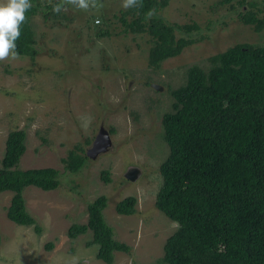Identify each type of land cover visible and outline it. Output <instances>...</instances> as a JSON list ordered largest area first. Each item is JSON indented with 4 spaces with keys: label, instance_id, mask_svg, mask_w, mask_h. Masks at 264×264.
Listing matches in <instances>:
<instances>
[{
    "label": "rangeland",
    "instance_id": "obj_1",
    "mask_svg": "<svg viewBox=\"0 0 264 264\" xmlns=\"http://www.w3.org/2000/svg\"><path fill=\"white\" fill-rule=\"evenodd\" d=\"M244 1L232 0L230 8L219 0H169L158 12L161 17L198 24L199 32L191 36L201 38L157 68L147 63L151 38L122 30L120 13L128 10L121 0H96L86 11L66 4L60 16L47 20L32 16L38 53L33 60L19 55L0 61V158L7 132L22 129L19 166L54 167L60 182L52 190L23 189L39 232L6 218L11 193L0 192V264H165L162 244L176 223L154 206V195L158 165L167 154L160 118L170 108L168 90L183 82L188 66L206 70L208 56L234 43L264 44V27L256 30L237 16L248 7ZM99 29L109 33L99 35ZM100 126L107 133L112 129L110 144L87 157L78 171L65 170L60 159L73 145L85 152ZM103 170L107 182L100 177ZM98 195L106 198L102 215L113 238L129 246L128 252H114L110 263L95 257L89 231L73 239L66 235L71 223L86 221V204ZM128 195L135 197L134 213L117 214L114 203Z\"/></svg>",
    "mask_w": 264,
    "mask_h": 264
},
{
    "label": "trees",
    "instance_id": "obj_2",
    "mask_svg": "<svg viewBox=\"0 0 264 264\" xmlns=\"http://www.w3.org/2000/svg\"><path fill=\"white\" fill-rule=\"evenodd\" d=\"M169 0H141L140 7L120 13L123 31L147 34L151 46L147 63L157 68L168 57L201 38L198 24L169 22L159 10ZM231 8L232 0H219ZM61 0L40 3L31 0L16 41L19 55L33 60L38 53L31 18L45 20ZM237 16L254 29L264 27V0L242 2ZM260 7L263 11L260 12ZM155 15L147 17L149 10ZM128 15V17H126ZM101 23H106L103 16ZM108 29L97 31L106 35ZM208 68L185 69L184 80L168 90L169 110L160 118L161 137L167 154L158 165L160 185L154 206L176 223L162 244L165 264H264V44L237 42L207 58ZM112 129H108V133ZM25 132L9 130L0 158V192L11 193L5 216L18 225L39 227L25 205L23 189H55L59 171L54 167L21 168ZM87 156L73 145L60 159L68 172L78 171ZM109 180L106 170L100 172ZM106 198L98 195L86 204L84 223H71L66 235L73 239L90 232L88 244H96L95 257L110 263L114 252H128L129 246L113 238V230L102 215ZM135 197L128 195L114 203L117 214L134 213ZM51 242L46 243L50 248Z\"/></svg>",
    "mask_w": 264,
    "mask_h": 264
},
{
    "label": "clouds",
    "instance_id": "obj_3",
    "mask_svg": "<svg viewBox=\"0 0 264 264\" xmlns=\"http://www.w3.org/2000/svg\"><path fill=\"white\" fill-rule=\"evenodd\" d=\"M66 4L86 11L95 7L96 0H61L53 7V12H61ZM140 6L141 0H121V7L125 10ZM31 7V0H0V61L19 59L16 41L21 36V25L26 21V12ZM155 14V9H151L147 17Z\"/></svg>",
    "mask_w": 264,
    "mask_h": 264
},
{
    "label": "water",
    "instance_id": "obj_4",
    "mask_svg": "<svg viewBox=\"0 0 264 264\" xmlns=\"http://www.w3.org/2000/svg\"><path fill=\"white\" fill-rule=\"evenodd\" d=\"M151 86L157 90L161 89V87L156 84H151ZM109 144L110 139L108 133L102 126H100L92 139L91 146L85 151V155L87 157L93 158L96 153L104 151ZM126 177L131 179L132 175L128 173Z\"/></svg>",
    "mask_w": 264,
    "mask_h": 264
}]
</instances>
